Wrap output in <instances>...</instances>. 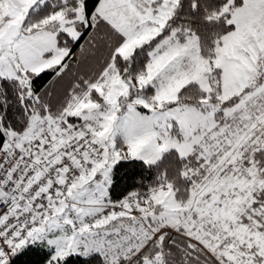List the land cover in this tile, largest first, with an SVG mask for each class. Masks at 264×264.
Returning a JSON list of instances; mask_svg holds the SVG:
<instances>
[{
    "label": "snow or ice",
    "instance_id": "obj_1",
    "mask_svg": "<svg viewBox=\"0 0 264 264\" xmlns=\"http://www.w3.org/2000/svg\"><path fill=\"white\" fill-rule=\"evenodd\" d=\"M0 264H264V0H0Z\"/></svg>",
    "mask_w": 264,
    "mask_h": 264
}]
</instances>
